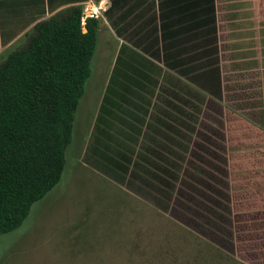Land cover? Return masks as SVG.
Wrapping results in <instances>:
<instances>
[{
    "label": "rangeland",
    "instance_id": "1",
    "mask_svg": "<svg viewBox=\"0 0 264 264\" xmlns=\"http://www.w3.org/2000/svg\"><path fill=\"white\" fill-rule=\"evenodd\" d=\"M222 1L225 100L207 101L200 90L180 83L178 91L192 93L194 114L209 109L206 121L213 130L224 124V201L219 190L202 209L180 205L172 217L160 201L155 206L143 202L87 162L102 99L106 92L119 91L109 78L122 72L121 39L102 10L60 180L32 204L19 227L0 234V264H264V100L240 75L252 71L249 65L237 69L244 59L254 66L253 57H259L255 48L264 34V0ZM20 43L3 51L0 62ZM195 51L192 77L200 79L201 64L216 61L211 47L203 51L209 59L201 60Z\"/></svg>",
    "mask_w": 264,
    "mask_h": 264
},
{
    "label": "crops",
    "instance_id": "2",
    "mask_svg": "<svg viewBox=\"0 0 264 264\" xmlns=\"http://www.w3.org/2000/svg\"><path fill=\"white\" fill-rule=\"evenodd\" d=\"M99 1L121 39L122 72L109 78V83L120 85L119 91H113L116 86L102 99L85 151L87 162L100 166L113 183L134 191L143 202L155 206L160 201L172 217H177L180 205L202 209L219 190L224 201V124L213 130L206 121L209 109L199 108L194 114L192 93L178 91L180 83L200 90L198 95L207 101L225 100L224 1L0 0V54L61 8ZM212 2L215 39H210L212 22L203 11ZM210 47L217 64H201L195 87L192 66L197 60L192 53L200 51L201 60L209 59L207 53L203 58V51L210 52ZM259 48L257 40L255 50ZM247 65L251 67L244 59L237 69ZM217 72L222 95L212 86L218 79L210 74Z\"/></svg>",
    "mask_w": 264,
    "mask_h": 264
},
{
    "label": "trees",
    "instance_id": "3",
    "mask_svg": "<svg viewBox=\"0 0 264 264\" xmlns=\"http://www.w3.org/2000/svg\"><path fill=\"white\" fill-rule=\"evenodd\" d=\"M203 11L215 39L213 2ZM81 13L82 5H71L36 22L0 62V234L19 227L32 204L60 180L100 23L88 18L82 27ZM261 40L252 71L240 75L262 101L264 35ZM210 75L218 79L212 86L220 95L219 73ZM192 84L199 87L195 79Z\"/></svg>",
    "mask_w": 264,
    "mask_h": 264
},
{
    "label": "built area",
    "instance_id": "4",
    "mask_svg": "<svg viewBox=\"0 0 264 264\" xmlns=\"http://www.w3.org/2000/svg\"><path fill=\"white\" fill-rule=\"evenodd\" d=\"M104 10V4L100 1L96 4L94 2L91 3H83L82 4V13L80 17V24L82 27L85 26L86 20L88 18H98L100 12Z\"/></svg>",
    "mask_w": 264,
    "mask_h": 264
}]
</instances>
